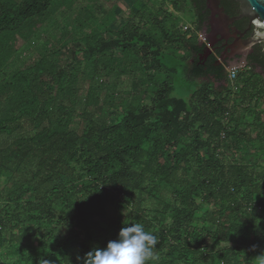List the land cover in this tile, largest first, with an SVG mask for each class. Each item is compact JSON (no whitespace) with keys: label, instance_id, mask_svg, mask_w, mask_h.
Listing matches in <instances>:
<instances>
[{"label":"trees","instance_id":"16d2710c","mask_svg":"<svg viewBox=\"0 0 264 264\" xmlns=\"http://www.w3.org/2000/svg\"><path fill=\"white\" fill-rule=\"evenodd\" d=\"M55 1L0 0V60L28 48L14 38L48 36L0 86L10 94L8 112L0 107V264H82L129 222L158 238L147 264H264V83L249 71L227 89L197 83L208 74L190 60L197 37L163 23L162 6L161 17L126 9L113 29L87 21L106 4L74 10L77 0H63L61 12L77 11L63 27L49 21ZM188 1L201 29V8ZM174 51L194 85L181 96ZM14 123L30 131L7 140Z\"/></svg>","mask_w":264,"mask_h":264},{"label":"rangeland","instance_id":"374dc122","mask_svg":"<svg viewBox=\"0 0 264 264\" xmlns=\"http://www.w3.org/2000/svg\"><path fill=\"white\" fill-rule=\"evenodd\" d=\"M63 0H56L53 7L56 8V10L53 12H50V17L49 21H57V22H61V25L63 27L69 25L70 27H72L71 25H73V18H72V14L74 15L75 13H77V11L75 12L74 10H77V8L79 7L82 8L81 4H83L84 6L86 5L83 0H77V3L74 6V10L72 9L71 11H67V12H61L60 9V5H62ZM65 1H72V0H65ZM75 1V0H74ZM86 1V0H84ZM97 0H88L86 1L87 4H92V8L93 6H96V2ZM122 4H120V0H98V2L101 3V6H103L104 4H106L105 7H103L102 9V14L101 12H96L97 14H95L94 12V16L89 15V17L87 18L88 23L91 24H95V20L96 18L99 17L103 20H106V26L108 25V27L110 26L111 23H114L117 20V15H119L117 20V23L121 22V19L125 22L126 21V17L127 14L124 13V11L126 9H130L129 11H133V10H142V6L143 5H147L148 9H143L148 10V11H153L154 16L156 17H161L162 13H160V11H158L160 6H162L163 11L165 12V14L163 16L165 17V20L163 23L167 24V26L172 29L175 33H179L181 31V25H193L194 24V9L192 4H190V2L188 0H144L145 4H141L143 2V0H138V2H136V0H121ZM94 3V4H93ZM125 7H127L125 9ZM78 9V10H79ZM120 9V10H119ZM117 10H119V13L117 12ZM87 13V12H86ZM85 13V14H86ZM82 14V18H84L85 20V15L83 13ZM158 14V15H157ZM64 16V17H63ZM93 20H92V18ZM102 16V17H101ZM94 26V25H93ZM96 26V25H95ZM94 26V27H95ZM65 29H69L71 31L70 28H65ZM27 29V33H28ZM108 36V34H107ZM106 36V37H107ZM48 36H44L41 37L39 40L37 39H33L27 43L23 44V39H16L14 42L17 43V45L19 46L20 49L24 48L25 44L28 45L27 49H24L21 51L20 54V50H18L15 59L16 60H12L8 59L7 57H4L0 60V72H3L2 75L0 74V86L3 84L5 79H10L12 73L14 72V70L16 69V66L18 63L22 62L24 58L28 57V56H32V51L34 50H42V49H38V47L43 48V45L46 42V40H43L45 38H47ZM194 40V37H193ZM10 42V41H9ZM8 42V43H9ZM41 42V43H40ZM29 43V44H28ZM173 55H170V57H165V59L168 58L167 62L170 63V67H175L176 69V74H175V78L173 77L174 74L171 76V79H174L175 81L172 82V84L175 86L172 95L175 96H181V94H185L186 91H188V88H193L194 85L192 84V82L186 80L185 76L182 73V67H181V52H173ZM115 55H118L117 52H115ZM79 58H81V56H79ZM119 58L117 59V61H110L108 59L109 64L113 63H119ZM113 77H108V85L111 86V81H112ZM169 79V80H171ZM107 80V78H106ZM202 80V79H201ZM121 83L122 88L124 89V91H128L126 89L130 88L131 84V79L130 77H127L126 75H123L120 77V79L118 80ZM195 81L201 82L199 79H195ZM13 84V82H11ZM171 83V82H170ZM11 84V87H13ZM120 87V85L116 86V90H114L115 92H117L120 96V98H124L126 95L121 94L123 92V89ZM10 94L8 93V91H5L4 93L2 92L1 96H0V107H5L3 109L4 112H8L7 108H8V104L6 103L7 98L9 97ZM129 98H127L128 100ZM139 103H141V98H139L138 100ZM146 102H149L148 100ZM129 105V103H127L125 106H122V108H125ZM27 128L29 129V127L27 125H23V129H20V125H18L17 123L11 124L9 126V129L11 130V133L9 135H4L5 138H7V140L12 139L16 136H18L19 134H25L27 131ZM30 131V129L28 130V132ZM231 156L229 154H227V156H225L224 161H227L228 159H230ZM264 161V160H263ZM5 177L1 176L0 177V193L2 192L3 189L6 188V182H5ZM168 198V196H167ZM256 212L260 211L258 207L255 208ZM204 244H206L208 247L210 246L211 240L210 238L206 237L204 238ZM201 253L203 254V256H208V250L207 249H202ZM261 255V259H262V263L264 262V251L260 254ZM261 262V261H260ZM259 262V264H260Z\"/></svg>","mask_w":264,"mask_h":264},{"label":"flooded vegetation","instance_id":"af4514ba","mask_svg":"<svg viewBox=\"0 0 264 264\" xmlns=\"http://www.w3.org/2000/svg\"><path fill=\"white\" fill-rule=\"evenodd\" d=\"M195 4L201 8L202 22L200 31L203 36L202 38H196L198 48L201 50L197 51L196 54L192 53L190 60L193 62L198 58L200 64L204 66V70L208 73L203 78H200V81L211 83L218 90L227 89L230 86L227 77L228 69L235 66L238 68V73L241 74L244 71H249L251 72L249 75L252 79H259L260 83H264L263 44L254 43L248 48H243V42L251 31V28H249V19L246 16H241L236 20L233 19L228 25L229 29L226 30L223 28L224 23L220 16L218 14L214 15L212 10L208 8L209 3L207 0H195ZM219 6L222 7L223 12L229 18H234L241 14L237 0H219ZM214 31L219 33L218 37L220 39L218 37L214 38L211 35ZM237 50L242 55H237L236 53H240ZM211 58H214L216 64L208 72L207 64ZM217 66L224 69V73L220 76L216 75L215 72L218 68ZM242 76L240 75L236 79L238 83L243 79ZM231 92L233 95L236 90L234 89Z\"/></svg>","mask_w":264,"mask_h":264},{"label":"clouds","instance_id":"9594fccd","mask_svg":"<svg viewBox=\"0 0 264 264\" xmlns=\"http://www.w3.org/2000/svg\"><path fill=\"white\" fill-rule=\"evenodd\" d=\"M125 225L118 238L108 241L106 247L93 248L85 253L82 264H147L148 261H156L157 236L146 231L141 223ZM40 264L46 262L41 261Z\"/></svg>","mask_w":264,"mask_h":264},{"label":"water","instance_id":"95a60500","mask_svg":"<svg viewBox=\"0 0 264 264\" xmlns=\"http://www.w3.org/2000/svg\"><path fill=\"white\" fill-rule=\"evenodd\" d=\"M207 1L209 3L208 8L212 10L214 15L218 14L220 16V18L223 20V23H224L223 28L226 30L229 29L228 25L230 22L233 21V19L236 20L240 18L241 16H246L249 19V28H251V31H250L249 36L243 42L244 49L250 47L254 43H262L264 46V0H237L239 3L241 14H239L238 16L234 18H229L223 12L222 7L219 6V0H207ZM237 32L239 31L237 30ZM218 34H219L218 32L214 31L212 32L211 35L214 38H216L218 37ZM241 35H243V33H241ZM202 36H203L202 32L199 31L198 38H202ZM218 39L220 38L218 37ZM236 54L242 55L241 52L236 53ZM233 67H230L229 69Z\"/></svg>","mask_w":264,"mask_h":264},{"label":"built area","instance_id":"2783aa9c","mask_svg":"<svg viewBox=\"0 0 264 264\" xmlns=\"http://www.w3.org/2000/svg\"><path fill=\"white\" fill-rule=\"evenodd\" d=\"M188 29L192 30V26L191 25H181L182 31H186ZM196 37H199V33H198V35H196ZM237 75H238V68L237 67H233V68L228 70V79L231 82H233L237 78Z\"/></svg>","mask_w":264,"mask_h":264},{"label":"crops","instance_id":"0c3cea01","mask_svg":"<svg viewBox=\"0 0 264 264\" xmlns=\"http://www.w3.org/2000/svg\"><path fill=\"white\" fill-rule=\"evenodd\" d=\"M136 2H138V0H136ZM143 2H144V0H143ZM122 3V2H121ZM127 7H125V9H126ZM120 10V9H119ZM119 10H117V12L119 13ZM124 13H125V11H124ZM119 15H117V18H120V17H118ZM117 20H120V19H117ZM117 20L114 22V23H117ZM195 22V21H194ZM114 23H112V25H111V27L114 29L117 25H118V23L116 24V25H114ZM192 26V29H193V32H194V34H195V36L196 35H198V33H199V29L197 30V29H195L194 28V26H195V23L193 24V25H191ZM198 38V37H197ZM228 77V76H227ZM237 79V78H236ZM236 79L233 81V82H231V83H234L235 81H236ZM229 80V79H228ZM229 82H230V80H229ZM234 90V89H233ZM236 90V89H235Z\"/></svg>","mask_w":264,"mask_h":264}]
</instances>
